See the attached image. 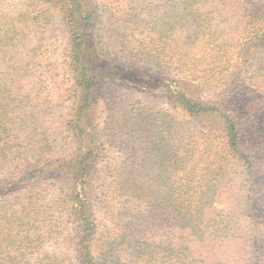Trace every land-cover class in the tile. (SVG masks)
Returning <instances> with one entry per match:
<instances>
[{
	"label": "trees",
	"instance_id": "16d2710c",
	"mask_svg": "<svg viewBox=\"0 0 264 264\" xmlns=\"http://www.w3.org/2000/svg\"><path fill=\"white\" fill-rule=\"evenodd\" d=\"M125 1L0 0V264H264V0Z\"/></svg>",
	"mask_w": 264,
	"mask_h": 264
},
{
	"label": "rangeland",
	"instance_id": "374dc122",
	"mask_svg": "<svg viewBox=\"0 0 264 264\" xmlns=\"http://www.w3.org/2000/svg\"><path fill=\"white\" fill-rule=\"evenodd\" d=\"M115 0H110V2H113ZM126 5H129V2L125 1ZM115 4V3H114ZM115 6V5H114ZM115 24V23H114ZM116 27L121 29L122 23L115 24ZM64 51L62 50L61 53ZM60 53V54H61ZM131 55V56H130ZM128 59L132 60V62H135L136 68L139 72V76H143L147 72H145L146 67L143 63H141L137 57L132 56V54H128ZM65 83H68L67 80H65ZM149 86L152 87H146V89H143V91L138 89L137 87H133L131 85L126 86L120 83L119 81H110V80H104L100 83L99 89H98V95H97V101L95 105V111L94 114L98 115L101 120L105 119V117L110 113L109 110L112 107H118V106H127L129 102L135 103V102H143L148 104H153L154 106H160L161 99L160 96H155L151 91H156L158 83L152 84L150 82ZM249 84L247 77L242 73H236L233 76V85L230 90L222 91V89H218V94L220 93V99H224L229 104L241 102L240 104L242 107H244L243 100H246V98L252 99V102L256 103L257 101L261 99V94H259L257 91H250ZM224 92V93H223ZM227 92V93H226ZM257 102V103H258ZM129 106V105H128ZM264 123V122H263ZM260 135H258V138ZM264 142V136L263 138H259L254 142V147L257 150V152L264 151L261 149V144L259 142ZM264 146V143H263ZM0 144V148H1ZM260 176V194H261V200L260 204L258 205L262 212H264V170L259 175ZM222 205V204H221ZM68 248V247H67ZM75 255V253H74ZM125 257V256H123ZM122 262H127V258H125Z\"/></svg>",
	"mask_w": 264,
	"mask_h": 264
}]
</instances>
